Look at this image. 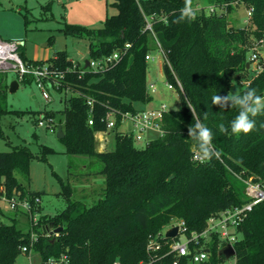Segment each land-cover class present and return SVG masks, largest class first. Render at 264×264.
Here are the masks:
<instances>
[{"label": "trees", "instance_id": "trees-1", "mask_svg": "<svg viewBox=\"0 0 264 264\" xmlns=\"http://www.w3.org/2000/svg\"><path fill=\"white\" fill-rule=\"evenodd\" d=\"M197 1L200 0H192V6ZM205 1L221 7L222 13L201 11L191 22L174 23L184 0H112L116 13L107 15L100 27L65 23V35L87 40V60L119 54V60L104 71L91 70L84 61L74 62L73 67L64 50L46 62L34 60L19 45L24 61L33 65L47 63L63 71L57 90H69L70 94L64 96V107L55 124L56 128L61 124L63 129L64 136L59 140L68 155L88 159L81 165L83 170L99 162L94 171L82 175H100L102 182L91 202L86 203L85 195L83 200L72 198L74 187L55 174L65 207L54 214H40L36 223L31 227L26 223V228L14 216H9L10 223L0 219V264H18L22 246L27 247L26 254L34 253L39 263L66 255L68 264H138L147 259L148 234L161 230L173 219H183L189 231H201L209 216L244 203V183L235 174L264 181V115L254 118L256 127L249 134L233 135L230 123L239 109L220 110L212 103L213 96L230 91L235 74L250 70L246 65L252 43L248 27H254V39L264 45V0ZM240 3L252 10L248 23L239 28L230 25L224 11ZM150 17L151 30L145 28ZM157 43L168 60V64L162 62V75L177 90L180 106L165 111L162 133L138 148L132 136L119 126L122 114L136 112L134 102L148 103L153 99L147 86L145 55L155 51ZM261 67L241 91L254 88L264 96V61ZM31 82L32 77H27L18 83ZM6 87V77L0 71V117L27 112L7 108ZM87 99L91 100L90 106ZM110 112L114 125L107 129L106 116ZM53 115L50 110L43 117ZM89 117L92 124L88 123ZM196 120L212 129L219 156L210 161L191 159L195 141L188 137L187 129ZM220 124L229 129L227 134L219 131ZM98 131L112 133V148L97 150ZM52 152L49 146L40 148L41 157ZM33 157L25 144L0 151V195L2 188L7 197H40V191L25 190L17 178V174L29 178ZM34 208L38 209L31 210ZM12 211L27 216L20 209ZM56 227L61 229L54 233ZM31 231L36 239H31ZM238 232L234 264H264V200L252 207ZM220 245L213 236L209 256L199 264H223L226 258L219 254ZM171 261L168 257L157 264H172ZM179 264L189 263L183 259Z\"/></svg>", "mask_w": 264, "mask_h": 264}, {"label": "rangeland", "instance_id": "rangeland-1", "mask_svg": "<svg viewBox=\"0 0 264 264\" xmlns=\"http://www.w3.org/2000/svg\"><path fill=\"white\" fill-rule=\"evenodd\" d=\"M111 2L112 0H0V38L22 41L20 50L28 58L34 60L46 62L49 58L54 57L57 51L64 50L72 61L81 64L89 57L87 40L65 35L62 27L65 23L94 28L102 26L107 15L116 13ZM199 2L204 6V12L208 13L210 4L205 0ZM214 8L216 13L223 11L219 7ZM224 14L231 26L240 28L246 25L247 11L243 3L229 12L225 13L224 11ZM253 29L254 27L247 28L248 35L252 40L247 53L250 70L233 76V86L230 89L233 93L237 89H241L243 85H247L252 76L262 68L264 45L260 46L254 39ZM252 53L257 55L253 61L250 58ZM151 57L147 61L146 80L148 82L154 80L155 91L152 93L153 99L143 106L153 108L164 103L167 109H178L180 106L178 92L175 88H167L165 84L160 55L153 51ZM4 75L8 84L5 90L7 108L27 112L20 115L6 114L0 117V151H8L21 144L27 145L34 154L30 161L29 178L24 179L19 174H17V178L25 190L41 192L38 204L32 206L38 207V209H32L26 213L27 216L20 215L22 220H19V224L22 228H26V223L30 227L34 225L30 215L36 220L42 213L54 214L65 207L66 200L64 195L59 194L61 187L55 174L64 181L68 180L74 187L75 191L72 198L83 200L82 196L85 195L86 203H90L97 194L102 176L82 175L87 171H94L100 163L94 161L86 170H83L81 165L88 159L65 153L64 144L56 137V131H51L45 123L44 125L37 124L44 112L50 110L54 113L53 123L57 124L60 110L64 107L63 98L68 96L70 91H58L51 83H47L46 93L50 101L45 102L40 89L34 82L19 83L17 89L9 91V83L15 74L9 71L4 72ZM138 105L141 104L137 103ZM121 124L120 130L130 128L126 120H123ZM158 135L157 131H146L141 139L134 140V145L138 148L144 147L148 140ZM105 137V134L96 137L97 150L113 147V136ZM42 145L51 147L54 152L41 157L40 148ZM0 210H2V212L0 211V219L5 223H10L8 216L14 215L15 212L13 213L12 210L8 209L5 202L0 203ZM16 262L18 264H35L37 257L32 252L21 253ZM223 264H234V257L226 258Z\"/></svg>", "mask_w": 264, "mask_h": 264}, {"label": "built area", "instance_id": "built-area-1", "mask_svg": "<svg viewBox=\"0 0 264 264\" xmlns=\"http://www.w3.org/2000/svg\"><path fill=\"white\" fill-rule=\"evenodd\" d=\"M217 7L214 4H210L208 7V13L215 12ZM193 8L197 13L204 11V6L200 3H195ZM221 8V7H219ZM222 10V8H221ZM251 7H246L247 20L251 15ZM151 17L146 19L145 28L151 30ZM19 41L3 40L0 38V71L13 72L16 76L17 82L25 80L27 77H32L33 82L40 89L42 97L45 102H49L50 98L46 93L47 83H51L56 89L60 85V79L63 78V71L58 70L56 67H51L47 63L42 65H33L24 61L19 54ZM128 44H126L127 46ZM159 55L162 62L168 64V60L159 44L157 43V49L155 50ZM152 53V52H151ZM151 53L145 55V59L150 60ZM256 53L251 54V60H255ZM119 60V54L113 52L109 55L103 56L98 59H89L86 67L94 71H104L111 63H116ZM75 63L73 61V67ZM167 88H175L172 83L165 81ZM178 88L181 89V84L177 81ZM149 92L152 94L155 91L153 82L147 81ZM87 104L91 105V100H86ZM91 109V107H90ZM167 107L164 103H160L157 107L153 108H141L134 113L122 114V121L126 120L130 125V129L124 131L130 134L133 140H139L144 136L146 131H157L158 134L162 133L161 120L162 115L167 111ZM107 129H111L114 125V116L110 112L107 114ZM51 117H41L38 119V125H47L51 131H56L55 124ZM88 123L92 124V118L89 117ZM101 134H107V131H98L95 133V137L101 136ZM192 160L199 161L195 158L194 151L192 153ZM244 183V195L246 201L240 205H235L226 208L216 214L209 216L206 219V225L201 231L188 230L183 219H173L170 223L165 225L161 230L154 233H149L145 243V251L147 259L140 260L138 264H157L165 258L171 257L172 264H179V262L185 259L189 264H199L205 261L209 256V243L213 236H216L220 241V249L226 245H230L233 249V255L235 254L234 243L238 240L240 233L238 232V226L245 219L248 212L252 207L260 201L264 200V181L255 180L253 176L246 178L235 174ZM39 197H34L30 200L27 197L21 199L12 196L7 197L4 195V190L1 188L0 203H7V207L10 210L20 209L26 213L31 211L33 204H38ZM30 215V213H29ZM30 219L33 224L36 220L32 215ZM172 227H176V233L174 236L166 235V231ZM55 233V232H54ZM31 239H36V234L31 231ZM27 247L22 246L21 252L26 254ZM35 264H68V257L61 255L58 258L49 257L43 262H36ZM113 264H120L119 261H114Z\"/></svg>", "mask_w": 264, "mask_h": 264}, {"label": "clouds", "instance_id": "clouds-1", "mask_svg": "<svg viewBox=\"0 0 264 264\" xmlns=\"http://www.w3.org/2000/svg\"><path fill=\"white\" fill-rule=\"evenodd\" d=\"M197 12L192 6V0H184V6L180 9V15L173 21L181 23L185 20L191 22L196 19ZM213 105L220 110L230 107L239 109L238 115L231 121L230 129L233 135L249 134L256 127L255 117L264 115V96L258 95L254 88L241 91L237 89L234 93L229 91L226 95H215L212 97ZM228 128L224 124L219 125V131L227 134ZM187 135L195 141L193 151L195 158L201 162L210 161L218 157L219 153L213 145V132L200 120L190 124Z\"/></svg>", "mask_w": 264, "mask_h": 264}, {"label": "water", "instance_id": "water-1", "mask_svg": "<svg viewBox=\"0 0 264 264\" xmlns=\"http://www.w3.org/2000/svg\"><path fill=\"white\" fill-rule=\"evenodd\" d=\"M20 44H23L22 41H20ZM85 66L88 64V60L86 59L85 61ZM247 66L249 65L248 63L246 64ZM17 86H18V82L16 79H12L9 83V91H14L15 89H17ZM56 137L58 139L62 138L64 136V133H63V129H62V126L61 124H58L57 125V128H56ZM172 175H170L169 177H171ZM49 226H52V223L49 224ZM61 229V227H56L53 229L54 232H57ZM176 233V227H172L170 229H168L166 231V235L168 236H174ZM219 254H222L224 255L225 258H229L230 256L233 255V249L230 245H226L224 246L223 248H221L219 250Z\"/></svg>", "mask_w": 264, "mask_h": 264}, {"label": "crops", "instance_id": "crops-1", "mask_svg": "<svg viewBox=\"0 0 264 264\" xmlns=\"http://www.w3.org/2000/svg\"><path fill=\"white\" fill-rule=\"evenodd\" d=\"M197 3H200L199 1H197ZM20 43V42H19ZM159 68H160V65H159ZM13 79H15V76H14V78ZM154 80H152V81H149V82H153ZM18 86H19V83H18ZM17 86V87H18ZM152 96H153V94H152ZM137 103L139 104L140 102H134L133 103V105H134V107L138 110V109H141V108H148V107H145V106H143V105H145V103H140L141 105L139 106H137ZM122 125V124H121ZM129 125V124H128ZM130 129V128H129ZM129 129H123L122 131H127V130H129ZM106 135V137L105 138H107V136L108 137H110L111 135H112V133H110L109 131H107V134H105ZM1 212H2V210H0ZM11 212V211H10ZM13 213H14V211H12ZM20 215L21 214H19V213H14V215H12V216H14V218H16V220H22V218L20 217ZM9 216H11V215H9ZM8 216V217H9Z\"/></svg>", "mask_w": 264, "mask_h": 264}]
</instances>
